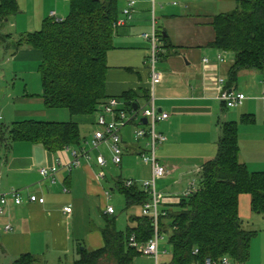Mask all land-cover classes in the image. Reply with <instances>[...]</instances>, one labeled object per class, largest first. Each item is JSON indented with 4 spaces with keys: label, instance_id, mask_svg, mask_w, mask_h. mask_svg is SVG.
Masks as SVG:
<instances>
[{
    "label": "crops",
    "instance_id": "1",
    "mask_svg": "<svg viewBox=\"0 0 264 264\" xmlns=\"http://www.w3.org/2000/svg\"><path fill=\"white\" fill-rule=\"evenodd\" d=\"M16 1L17 14L0 26V111L3 117L0 125L46 118V122L72 120L79 126H95V117L71 119L68 113L46 109L40 97L39 53L28 48L15 50L13 46L21 35L39 30L44 20H63L68 14L69 0ZM135 1L129 20L121 14L127 0L118 1L119 19L125 21L116 28L114 49L107 55L106 95L118 98L129 92L130 100L142 107L153 94L156 110L168 114L167 120L156 125V132L166 137L156 152L159 164L167 171L166 176L156 182L162 205L175 204L178 199L174 196H181L192 182L196 183L201 165L215 156L220 136L218 122L238 123L239 162L250 171H262L264 100L260 95L264 72L240 74L236 90L243 93L246 100L234 111L228 112L217 98L218 80L226 81L233 63L231 54L210 46L214 41L211 21L215 15L224 13L221 8L225 1ZM152 6L156 28L172 46L158 65L162 80L153 88L147 64L149 46L141 37L150 32ZM242 117H251L253 121L242 124ZM134 130L135 125L131 124L121 132L123 155L118 166L112 164L110 150L107 158L98 148L91 151L88 161L82 159L81 167L69 171L72 150L87 149L92 140L84 136L79 147L55 153L39 144L12 143L7 149L0 147V192L19 190L24 199L19 206L9 202L4 215L0 216V264H11L23 254L35 256L41 264H72L83 249L88 252L100 249L103 226L96 225L97 204L106 200V192L116 191L119 177L125 181L123 171L127 172V179L135 181L150 177V167L139 165V154L145 150V142L133 140ZM98 156L105 159V168L97 165ZM52 166L58 169L53 184L40 176L41 169ZM116 168L119 175L115 174ZM100 174L103 179L99 178ZM30 195L43 197V205L28 202ZM250 204L249 195L239 196L238 214L248 224L256 218ZM65 207L71 208L70 214L63 212ZM103 215L104 212V221ZM7 224L12 229L3 233Z\"/></svg>",
    "mask_w": 264,
    "mask_h": 264
},
{
    "label": "trees",
    "instance_id": "2",
    "mask_svg": "<svg viewBox=\"0 0 264 264\" xmlns=\"http://www.w3.org/2000/svg\"><path fill=\"white\" fill-rule=\"evenodd\" d=\"M118 1L69 0L68 14L63 20L48 18L39 30L17 38L15 50L28 48L40 55L37 73L46 109L66 110L71 119L95 117L96 126L97 114L113 98L106 95L107 55L114 49L116 23L122 14ZM233 1L232 11L212 18L214 41L210 46L232 55L225 87L236 90L241 73L264 72V0ZM17 12L16 0H0L3 21ZM157 32L162 43L161 61L172 46L166 36L158 29ZM131 97L126 92L115 98L121 103L120 109L129 111L138 106ZM252 121L251 117H242L241 123ZM218 126L216 154L201 165L191 193L162 207L158 232L167 236L171 259L160 264H202L206 257L223 256L238 264H247L249 260L250 244L258 232L245 227L246 222L238 214V199L240 195H249L254 216L264 217V169L253 172L239 162L238 123L218 122ZM82 140L79 125L72 120L26 119L0 125V147L5 149L12 143H29L55 153L79 147ZM114 190L124 198L125 210L141 209L149 201L138 184L126 187L121 177ZM113 215H103V246L91 252L83 249L72 264H134L140 257L128 241L133 236L138 244L147 243L153 236L152 221L141 214L130 216L129 226L119 231ZM11 264L41 261L23 254Z\"/></svg>",
    "mask_w": 264,
    "mask_h": 264
},
{
    "label": "built area",
    "instance_id": "3",
    "mask_svg": "<svg viewBox=\"0 0 264 264\" xmlns=\"http://www.w3.org/2000/svg\"><path fill=\"white\" fill-rule=\"evenodd\" d=\"M136 7L135 0H127L126 7L122 10V16L124 19L129 20L132 18L134 9ZM124 19L117 20V27L123 25ZM3 20L0 17V26ZM142 39L145 40L149 46V56L147 58V64L150 71V84L153 88L159 84L162 80V73L160 72L158 65L160 63L159 54L162 51L160 48V36L156 28V16L154 14L153 6L150 10V32L141 35ZM205 63H208L205 60ZM218 100L226 109H235L243 105L246 97L243 93L238 92L234 89H228L225 87V80H218ZM260 99L264 100V88L261 91ZM121 103L115 99L110 98L103 105L101 112L97 114L96 126L97 129L92 135V140L88 143L89 149H82L81 151L72 150V161L68 166V170L79 168L82 165V159L88 161L90 159V153L93 150H97L102 145L107 144L111 152L112 158L111 162L113 165L118 166L121 164L123 155V143L121 132L128 125L134 124L135 130L133 131V140L135 142L144 141L145 150L139 154V158L143 164L150 167V177L149 179L138 182L132 179L124 181L126 187H132L138 184L141 189L149 196V201L145 203L141 208V215L149 218L152 221L153 226V236L145 244H138L134 237H130L128 241L129 247L137 250L141 257L152 260V264H160L158 256L159 241L163 239L162 235L158 232V218L162 214V195L156 189V182L163 179L166 176V168L159 164L156 152L160 145L166 141V137L162 134L156 132V125L159 122L168 119V114L165 112H158L154 106L153 94H150L147 102L142 107H137L136 110H125L120 109ZM3 117L0 111V122ZM143 120L146 123H143ZM87 144V146H88ZM97 165L100 168L106 167V161L102 156H98L96 159ZM58 172L56 166L49 168H43L40 170V176L43 179L50 181L51 184L55 182V176ZM100 179H103V174L99 175ZM194 182L191 183L189 189L185 191L182 195L187 196L191 193V188ZM106 199L110 198L109 192L105 193ZM12 202L14 205L19 206L24 203V199L19 190H11L9 192H0V216L4 215L5 208ZM28 202L37 203L43 205V197L37 195H30L28 197ZM63 212L68 215L71 213V208L65 207ZM105 214H114V209L107 206L105 209ZM10 225H5L2 229L3 233H8L11 231ZM195 254L197 251L195 250ZM196 264V263H192ZM202 264H238L233 262L226 256L214 259L212 257H206L203 259Z\"/></svg>",
    "mask_w": 264,
    "mask_h": 264
},
{
    "label": "rangeland",
    "instance_id": "4",
    "mask_svg": "<svg viewBox=\"0 0 264 264\" xmlns=\"http://www.w3.org/2000/svg\"><path fill=\"white\" fill-rule=\"evenodd\" d=\"M224 1L225 2L223 4V7L221 8V10H223L222 12L224 13L230 12L235 8V3L233 0H224ZM0 88H2L1 83H0ZM60 111H62V113H68L66 110H60ZM229 111H234V110L228 109V112ZM37 120H42L46 122L47 119L45 118V119H37ZM79 129H80L81 137L84 136L85 138H90V139L92 138V135L94 131L96 130L95 126L93 125H80ZM87 148L89 149V144ZM99 152L108 158L109 157L108 145L105 144L99 147ZM140 164H143V162L139 158V165ZM115 174L117 175L120 174V171L118 170V168L115 169ZM127 175H128L127 172L123 171V178H125L124 180H128ZM194 179H196V177H194ZM138 182H142V181H138ZM110 195H111L110 196L111 198L109 201H107L106 199L97 204L98 206L96 207L95 210L97 213L98 220L96 222V225L98 227L103 226L104 221L102 219V214L105 211L106 207L110 206L114 209L113 217L116 220L115 222L116 229L119 231H125L127 226H129V221H128L129 217L140 215L141 209L137 207V208L125 210L124 198L117 191L111 193ZM178 197L180 196L176 195L174 196V199H178ZM254 217L256 218H253V220H250L249 225L248 223H245L246 226L244 225L247 229H253L258 232L257 235L251 241L250 256H249V260L247 264H264V217L257 216V215H255ZM162 237L163 239L159 241V247H158L159 248L158 249L159 262L168 263L171 259V247L167 242V236L163 235ZM104 264H107V263H104ZM134 264H152V260L140 256L134 261Z\"/></svg>",
    "mask_w": 264,
    "mask_h": 264
},
{
    "label": "water",
    "instance_id": "5",
    "mask_svg": "<svg viewBox=\"0 0 264 264\" xmlns=\"http://www.w3.org/2000/svg\"><path fill=\"white\" fill-rule=\"evenodd\" d=\"M137 109V107L136 106H133V110H136ZM143 123L145 124L146 123V121L145 120H143ZM82 250V249H81Z\"/></svg>",
    "mask_w": 264,
    "mask_h": 264
}]
</instances>
